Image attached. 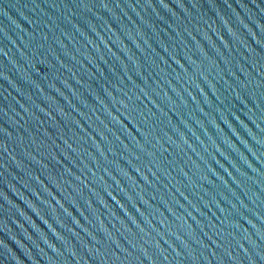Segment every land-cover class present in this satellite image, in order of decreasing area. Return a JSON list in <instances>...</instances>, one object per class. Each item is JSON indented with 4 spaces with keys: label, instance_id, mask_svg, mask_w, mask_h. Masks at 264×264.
I'll list each match as a JSON object with an SVG mask.
<instances>
[{
    "label": "water",
    "instance_id": "95a60500",
    "mask_svg": "<svg viewBox=\"0 0 264 264\" xmlns=\"http://www.w3.org/2000/svg\"><path fill=\"white\" fill-rule=\"evenodd\" d=\"M0 264H264V0H0Z\"/></svg>",
    "mask_w": 264,
    "mask_h": 264
}]
</instances>
